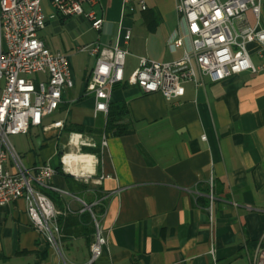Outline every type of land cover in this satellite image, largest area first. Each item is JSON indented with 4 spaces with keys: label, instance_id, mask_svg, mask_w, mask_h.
<instances>
[{
    "label": "crops",
    "instance_id": "1",
    "mask_svg": "<svg viewBox=\"0 0 264 264\" xmlns=\"http://www.w3.org/2000/svg\"><path fill=\"white\" fill-rule=\"evenodd\" d=\"M138 1L99 0L103 23L92 41L111 46L121 20L133 39L143 42L147 58L178 59L183 48L167 46L174 31L183 32L175 0H142L144 10ZM78 19L90 28L87 19ZM248 47L260 65L257 72L186 82L183 95L170 101L127 82L115 85L109 104H125L126 134L103 130L107 113L95 112L92 94L84 92L86 73L76 92L74 81L63 90L57 109L41 125L10 135L23 165L47 163L56 169L43 190L59 195L63 210L52 201L60 213L91 210L102 201V212L95 215L106 244L92 264H251L264 248V55L257 54L256 43ZM130 51L125 78L136 66ZM84 99L86 113L80 111ZM58 120L60 126H50ZM75 124L97 133L72 130ZM95 145L97 153L83 150ZM62 173L72 178L67 181ZM76 182L92 189H77ZM88 259L89 245L81 236L60 238L55 252L32 226L22 198L0 206V264H86Z\"/></svg>",
    "mask_w": 264,
    "mask_h": 264
},
{
    "label": "built area",
    "instance_id": "2",
    "mask_svg": "<svg viewBox=\"0 0 264 264\" xmlns=\"http://www.w3.org/2000/svg\"><path fill=\"white\" fill-rule=\"evenodd\" d=\"M130 1L121 0L123 5ZM138 2L144 10L143 1ZM49 4L52 13L47 18L42 0H0V206L22 198L32 226L58 253L60 211L43 192L55 170L47 163L23 165L8 136L41 125L57 109L63 90L73 87L67 55L50 50L38 36L47 19L82 16L91 29L99 30L103 17L96 9L99 0H49ZM263 8L264 0H175L183 32L174 31L167 46L171 51L183 50L171 61L147 58L142 53L143 42L134 40L130 27L119 20L111 46L93 41L77 48L93 57L84 92L92 94L94 111L106 114L111 89L123 82L143 93L159 92L170 101L183 95L186 82L201 84L203 77L214 82L243 71L257 72L260 65L251 60L247 45L256 43L257 54L264 55ZM130 47L136 66L125 78ZM61 124L58 120L50 126ZM105 145L102 136L100 146ZM88 210L94 230L86 264H92L100 257L106 239L98 217ZM251 264H264V248L255 252Z\"/></svg>",
    "mask_w": 264,
    "mask_h": 264
},
{
    "label": "rangeland",
    "instance_id": "3",
    "mask_svg": "<svg viewBox=\"0 0 264 264\" xmlns=\"http://www.w3.org/2000/svg\"><path fill=\"white\" fill-rule=\"evenodd\" d=\"M42 6L44 8L45 14L48 15L52 13V8L49 4V0H42ZM138 13L134 15V26H137L139 18ZM262 17L264 19V8L262 11ZM48 20V23L44 28L38 31V36L44 40L45 44L50 50L60 51L67 55L71 77L74 81L73 92H76L79 86L82 85V76L88 73L89 68L92 66L93 58L87 54V52H78L77 48L83 46L87 43L93 42L96 33L93 29L87 28L86 22L82 23L78 17L70 16L64 19ZM251 21V20H250ZM249 50V47L247 45ZM127 61V59H126ZM128 63V61H127ZM80 104V111L86 113L88 108V103L83 100ZM63 111L57 110L56 115L62 114ZM58 115V116H61ZM97 124L101 122V119H96ZM11 136H8L10 140Z\"/></svg>",
    "mask_w": 264,
    "mask_h": 264
},
{
    "label": "trees",
    "instance_id": "4",
    "mask_svg": "<svg viewBox=\"0 0 264 264\" xmlns=\"http://www.w3.org/2000/svg\"><path fill=\"white\" fill-rule=\"evenodd\" d=\"M127 108L124 103H111L108 106V111L106 114V120L103 127L105 132H110L113 135H123L130 131L129 128L124 123H121L123 119L127 116ZM72 130L77 132H85V133H97V129L90 128L87 126H83L80 124H75L72 126ZM86 152H96L97 147H87L84 148ZM56 170V169H55ZM59 169H57L58 171ZM67 181H69L71 175L62 173ZM77 189H92L89 184L78 183L76 182ZM45 194H47L55 203L59 205V208H62L60 205L61 199L58 194L53 191L43 190ZM74 192V190L71 189ZM99 193H96L97 198H100ZM98 204L91 205V211L95 214L101 213L103 209L102 201H99ZM57 224L60 230V238L61 240L65 241L68 238L81 236L84 238L85 242L89 245L92 240L93 235V224L91 219V214L88 210H82L81 212L78 211H70L66 210L61 211V213L57 216Z\"/></svg>",
    "mask_w": 264,
    "mask_h": 264
},
{
    "label": "bare ground",
    "instance_id": "5",
    "mask_svg": "<svg viewBox=\"0 0 264 264\" xmlns=\"http://www.w3.org/2000/svg\"><path fill=\"white\" fill-rule=\"evenodd\" d=\"M82 159H85V157H82Z\"/></svg>",
    "mask_w": 264,
    "mask_h": 264
}]
</instances>
